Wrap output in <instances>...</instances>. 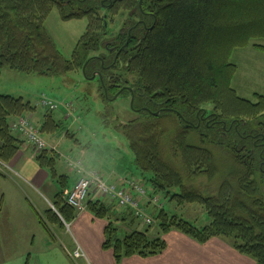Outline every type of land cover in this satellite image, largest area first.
<instances>
[{
    "label": "trees",
    "instance_id": "16d2710c",
    "mask_svg": "<svg viewBox=\"0 0 264 264\" xmlns=\"http://www.w3.org/2000/svg\"><path fill=\"white\" fill-rule=\"evenodd\" d=\"M123 2L126 0L115 6ZM88 3L77 5L92 7V0ZM95 4L100 6V0ZM54 6L64 19L92 17V13L82 11L67 13L64 10L67 6L60 0H0V74L4 67L46 77L82 71L85 65L87 75L91 70L100 69V63L89 57L101 46L102 25L89 19L72 60L67 61L45 28L47 15ZM130 7L140 13H155L157 22L130 54L132 59L118 61L112 70H123L121 78L128 80L132 87L142 89L149 97L159 96L182 111L188 107L196 114L199 109L212 105L224 120L237 119L235 122L247 124V129L255 124L264 128V96H258L256 103L239 97L232 88L237 67L230 62L235 49L246 47L252 40H264V0H142L141 3L132 0ZM205 37L207 41L201 43ZM204 55H207L205 59ZM108 64L111 61H106ZM107 75L103 78L112 97L116 90ZM103 99L108 103L104 95ZM33 110L22 98L0 95L1 162L10 163L25 143L11 129V122ZM53 121L50 118L45 122L41 132L58 128ZM121 129L137 168L150 175L146 179L153 190L164 192L181 206L199 204L205 208L210 221L205 226H195L181 216L161 210L156 216L157 236L151 235V227L127 233L117 225L122 222V216L114 214L118 208L114 202L88 201L89 212L110 221L103 247L113 252L115 264L134 256L148 258L161 254L167 248L163 236L171 231L202 244L216 238L230 241L241 254L256 264H264V164L260 150L254 149L251 141L241 140L237 152L235 148L227 150L234 147L233 143L221 140L227 155L230 153L232 157L222 173L218 194L205 197L187 187L185 179L207 176L213 180L222 171L216 166L211 150L190 144L192 128L181 129L174 141V153L182 157L183 169L165 159L162 135L166 131L154 121H132ZM36 160L57 178V158L52 152L45 151ZM62 178L65 180L66 176ZM58 182L61 188L53 201L56 211L50 209L48 215L58 222L69 223L76 218L77 210L66 202V184ZM124 210L131 213L129 218L136 220L131 210Z\"/></svg>",
    "mask_w": 264,
    "mask_h": 264
},
{
    "label": "rangeland",
    "instance_id": "374dc122",
    "mask_svg": "<svg viewBox=\"0 0 264 264\" xmlns=\"http://www.w3.org/2000/svg\"><path fill=\"white\" fill-rule=\"evenodd\" d=\"M123 3L116 5L112 13H110V18L112 19L110 24L114 31L113 33L119 31L126 15L130 11H136L130 7L132 0H126ZM88 4L90 5V3ZM90 18L92 20L95 19L99 26L102 25V29L100 30V35H102V16L100 19ZM89 19L87 17L82 19H64L56 6L47 15L45 20L46 32L65 60H72L80 39L87 31ZM205 41H207L206 37L201 43H205ZM213 44H215V41ZM100 53H105V51L92 52L91 55ZM206 57L207 55H204L203 58L205 59ZM230 62L237 67L232 80V88L239 97L254 103L258 102V96H264V40H252L246 47L235 49ZM92 71H89L88 78L92 77ZM202 80L204 84L206 82L204 76ZM0 95H11L15 98H22L25 102L30 103L34 108L31 112L32 116L30 117L31 113H28L26 116L16 118L13 121L29 118L39 129L43 139L48 144L51 142L53 145H55V142L58 143L57 146L55 145L57 152H52L57 158L55 165L57 178L53 177L56 182L50 180L46 187L39 189L35 193L32 187L26 186L16 177V180L20 181L24 189V193L20 192V194L16 188H11V180L6 179L7 182H5L4 178L0 177V193L6 194L4 203H0V220L3 222L7 218H12L14 219L15 226L22 225V230L15 231L14 233L11 232L6 237L4 243L6 250L3 254H0V257L4 258V260L7 258H17L26 249L29 252L42 250L43 246L46 245H55V247H59L62 251L66 250L65 245L67 249H71L72 242L70 237L72 235L65 234V231L68 232L65 226H71L72 221L68 223L60 216L63 220L61 223L52 218L50 214L48 215L50 209L56 210L53 205L51 208L50 204H53L52 198L55 197V194L61 188L58 181L64 182L67 188H69L75 182L74 176H77V181L80 177L77 170H73L66 163L68 158L81 160L87 170H98L111 182L117 179L138 180L149 191L153 189L146 179L150 175L143 174L137 168L134 154L130 150L128 141L121 129L124 124L132 121H154L157 125H160L166 131L162 135L165 159L176 167L183 169L182 157L176 156L174 153V141L177 139V134L180 130L184 128V124L181 121H175V118L171 119L170 117L157 118L150 115H147L148 118H144L141 114L130 111V99L126 98L106 103L103 99L100 85L96 81L87 80L79 69L63 76L46 77L26 74L4 67L0 74ZM43 97L54 102L58 108L50 110L48 107L43 106L41 104ZM202 109L208 113L219 115L215 112L212 105H208ZM47 117H52L58 123V129L54 136L40 130ZM48 120L50 118H47ZM246 120L253 121L254 119ZM224 121L227 123V126H230L237 119ZM52 130L55 132L54 128ZM46 131H49V129ZM209 133L213 134L214 130ZM221 140H213L211 135L209 137L202 136L200 131L196 129L191 130L190 144L202 148L206 146L205 148L211 150L216 166L222 171L213 180L207 176L185 179L187 187L198 190L205 197H212L218 194L223 179L222 173L226 169L229 157H232L230 153L227 155L226 146L220 144ZM231 149H234V147H229L227 150L231 151ZM28 154L34 158L33 152L30 151ZM8 170H11L9 163L1 162L0 173L7 174ZM115 170L119 173L133 175L123 177L122 175L114 176V173L111 174L112 176L104 174ZM183 172L186 173L185 170ZM61 175L66 176V179L64 180ZM67 188L64 194L66 202V195L70 194V191L73 189L68 191ZM150 195L152 194L150 193ZM152 197L158 198L159 202L157 206L153 204L148 205L145 207V211L155 219V224L150 230L143 223L144 226L142 225L139 228L143 231L149 230L151 235H154V232L158 231L156 216L161 211L159 206H163L162 210H166L170 214L175 213L195 226H205L210 221L205 208L199 204L178 205L173 200H170L169 198L171 197L166 196L164 192H155ZM91 199L92 196L89 197L88 201H91ZM47 200L50 202L49 204ZM92 201L94 200L92 199ZM146 204L147 202L145 201L143 205ZM84 211H88V209L85 208ZM82 212L77 210L76 217ZM18 215L23 217V223H21ZM68 254L73 255V252H68Z\"/></svg>",
    "mask_w": 264,
    "mask_h": 264
},
{
    "label": "crops",
    "instance_id": "0c3cea01",
    "mask_svg": "<svg viewBox=\"0 0 264 264\" xmlns=\"http://www.w3.org/2000/svg\"><path fill=\"white\" fill-rule=\"evenodd\" d=\"M29 116L31 117L32 113ZM46 120L44 121V124L45 122H48ZM52 120L54 119L52 118ZM13 122L14 121L11 122V125ZM53 122L58 125L55 120ZM57 129V127L54 128L55 132H49L53 131L52 129L45 132L54 136ZM40 130H42V127ZM16 135L20 136L25 143L14 159L9 163L11 170H8L7 174L0 173V177L4 178L5 182H7L6 179L11 180V188H16L19 193H24V189L20 181L18 182L16 180V177L26 186L32 187L35 193H37L39 189L46 187L50 180L55 181V179L50 175L46 168H42L39 165L34 153V158L28 154L30 151L33 152L29 143L20 134L17 133ZM51 143L49 144L51 147H56L58 145L56 142V146ZM115 171L104 174L106 176H112L111 174L114 173V176L122 175L123 177L133 175L129 173L123 174L122 172L119 173L117 170ZM74 179L75 182L71 187L67 188L68 191H70L76 184V175L74 176ZM150 191L149 192L152 195L155 193L153 189ZM152 195H150V197H152ZM5 198L6 194L1 192L0 203H4ZM52 199L54 201L55 197ZM145 201L147 204L144 205V208L151 205L149 204V199H143V203ZM103 202H106V200ZM49 203L50 202L48 201V204ZM26 205L28 206L27 202ZM50 205L52 208L53 204L51 203ZM54 211L56 210L54 209ZM116 212L114 213L116 216H122V222L117 223V225L123 227L125 232L129 233L133 230L140 232L143 231L139 229L142 227V223H139L133 217L129 218V216H131L130 212L118 208H116ZM172 214L177 215L175 213ZM18 217L21 223H23V217L20 215H18ZM13 220L14 219L12 218H7L3 222L0 220V254H3L6 250L4 243L9 233L22 230V225L15 226ZM109 223V219H99L92 213L83 211L72 221L71 226H65L68 230V232L65 231V234H69V236L72 235L70 237L72 242L70 250L67 249L66 245L65 251H62L59 247H55V245H46L43 246L42 250L36 252H29V250L26 249L23 254L17 258H7L4 260V258L0 257V264H115L113 252L105 250L103 247L105 242V230ZM154 235L157 236L158 231L154 232ZM163 238L167 243V248L161 254L148 258H142L139 256L126 258L122 261V264H256L252 258L241 254L234 247L232 242L224 239H211L207 243L202 244L178 231H171L164 235ZM77 249H80L83 252L84 257L74 260L70 257L68 252L71 253Z\"/></svg>",
    "mask_w": 264,
    "mask_h": 264
},
{
    "label": "flooded vegetation",
    "instance_id": "af4514ba",
    "mask_svg": "<svg viewBox=\"0 0 264 264\" xmlns=\"http://www.w3.org/2000/svg\"><path fill=\"white\" fill-rule=\"evenodd\" d=\"M95 1L92 0V7H80L77 3L87 4L88 0H60L67 6L64 7L67 13L82 11V13H92L93 18L100 19L101 16L103 18L101 46L98 51L92 52L105 51V53L92 54L89 59L100 63V69L93 70L92 76L96 73L103 75L107 73V80L113 82V87L116 91L111 97L109 96V89L105 85V79L101 81L97 76L92 80L100 85V89L103 90L102 93L108 103L123 98L130 99L129 109L133 113L141 114L144 118H148L147 115L157 118H175V121H181L184 127L200 131L202 136L209 137L211 135L213 140L217 139L220 141L225 138L228 142H233L237 152H239L240 141L249 140L253 143L255 149H260V157L264 164V128L262 126L255 124V126H248L249 128L247 129V124L235 123V121L230 126H227V123L220 119L218 115L208 113L204 109H199L196 114H193L188 107L182 111V109L169 105L168 101L163 100L159 96L155 98L149 97L142 89L132 87L128 80L121 78L123 70H112L118 61H130L132 59L130 54L135 50V47L142 43L147 33L153 29L157 22V17L153 12L140 13L132 10L126 15L119 31L113 33L114 31L110 24V21H112L110 13L115 8V4L123 0H100V6H96ZM141 2L142 0H140ZM101 13L103 14L101 15ZM105 22H107V27ZM108 37L110 38L106 39ZM131 45L135 46L129 48ZM128 48L129 50H127ZM106 61H111V64L106 65ZM85 73L86 79L91 80L92 77L88 78L87 72ZM116 96L117 99H115ZM132 103L133 108L131 107ZM212 130H214V133L210 134L209 132ZM251 151L254 153V150Z\"/></svg>",
    "mask_w": 264,
    "mask_h": 264
},
{
    "label": "built area",
    "instance_id": "2783aa9c",
    "mask_svg": "<svg viewBox=\"0 0 264 264\" xmlns=\"http://www.w3.org/2000/svg\"><path fill=\"white\" fill-rule=\"evenodd\" d=\"M42 105L50 110H55L58 106L43 97ZM11 129L20 134L31 146L35 155H39L46 150L57 152L56 147H51L42 137L39 129L27 118H21L11 125ZM69 167L76 169L80 177L75 187L67 196V203L72 208L84 211L86 202L90 196L93 200L109 199L121 209H129L133 212L137 220L146 226H153L155 220L148 215L144 209L143 199H149L150 203L157 206L158 198L150 197L148 189L138 180L117 179L111 182L98 170H87L81 160L68 158ZM1 164V162H0ZM91 199V200H92ZM163 206H159L162 208ZM73 259H80L84 256L80 249L71 255Z\"/></svg>",
    "mask_w": 264,
    "mask_h": 264
},
{
    "label": "water",
    "instance_id": "95a60500",
    "mask_svg": "<svg viewBox=\"0 0 264 264\" xmlns=\"http://www.w3.org/2000/svg\"><path fill=\"white\" fill-rule=\"evenodd\" d=\"M105 26L107 27V22H105ZM86 66L87 65H85L84 66V69H83V74H84V76L86 77ZM98 76V78L101 80V81H103V75L101 74V73H96V74H94L93 76H92V78H91V80H94L96 77ZM115 99H117V96L115 97ZM131 107L133 108V103L131 104Z\"/></svg>",
    "mask_w": 264,
    "mask_h": 264
}]
</instances>
